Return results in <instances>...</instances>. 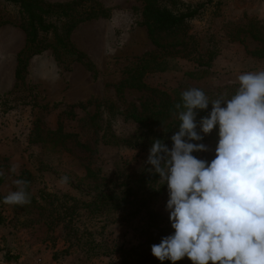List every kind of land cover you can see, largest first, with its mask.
<instances>
[{
    "label": "rangeland",
    "instance_id": "374dc122",
    "mask_svg": "<svg viewBox=\"0 0 264 264\" xmlns=\"http://www.w3.org/2000/svg\"><path fill=\"white\" fill-rule=\"evenodd\" d=\"M97 1L110 16L85 21L70 35L83 61H60L49 48L33 56L18 76L26 33L18 9L0 0V20L8 21L0 26V264H120L121 247L138 243L148 212L170 225L168 196L157 187L129 205L127 182L144 171L146 154L138 147L104 143L102 129L128 137L137 128L128 108L142 109L147 100L160 101L163 92L185 84L204 90L209 100L230 96L240 74L264 70V42L237 32L250 18L264 24V0H211L190 22L201 47L214 53L210 67L158 48L139 23L141 0ZM147 52L166 57L167 69L147 73V87L120 88L128 69ZM194 71L201 72L191 76ZM60 127L74 136L63 143L51 136L35 141L36 130L51 135ZM83 142L95 151L88 152ZM216 143L207 142L205 152L215 154ZM87 167L101 177L85 179ZM16 179L28 182L30 202L5 205L2 199L16 190Z\"/></svg>",
    "mask_w": 264,
    "mask_h": 264
},
{
    "label": "clouds",
    "instance_id": "9594fccd",
    "mask_svg": "<svg viewBox=\"0 0 264 264\" xmlns=\"http://www.w3.org/2000/svg\"><path fill=\"white\" fill-rule=\"evenodd\" d=\"M237 80L234 93L211 101L200 88L182 91L171 147L153 139L149 148L147 171L167 186L165 210L173 230L151 246L161 264L184 258L192 264H264V70ZM209 105L197 122V111ZM214 129V158H197L193 153L208 150L201 141ZM14 184L2 203H29L28 182Z\"/></svg>",
    "mask_w": 264,
    "mask_h": 264
},
{
    "label": "trees",
    "instance_id": "16d2710c",
    "mask_svg": "<svg viewBox=\"0 0 264 264\" xmlns=\"http://www.w3.org/2000/svg\"><path fill=\"white\" fill-rule=\"evenodd\" d=\"M13 4L19 13V25L26 33V44L18 56L17 75L20 76L26 71L30 59L53 48L56 57L60 61L68 62L83 61L84 54L74 48L70 42L71 32L81 23L110 16L109 11L105 9L97 0H68L64 2H50L46 0H4ZM142 20L139 22L147 28L148 35L152 42L160 49L172 57L187 58L195 62L198 66L210 67L213 64L214 53L209 49L201 47L199 37L190 31V22L201 14L202 8L211 0L199 2H188L184 0H141ZM8 21L0 20V26ZM241 26V27H240ZM244 31L257 41L264 42V24L257 18L247 19L240 23L238 33ZM169 61L154 52L145 53L138 64L128 69V77L122 82L120 88L124 85L136 88L147 87L145 75L149 72L165 70ZM201 71L190 73L191 76L197 75ZM191 88L188 84L181 85L170 92H163L165 97L160 101L147 100L142 109L137 106L127 109V117L137 124L136 130L128 137L118 135L109 128L105 130L103 138L106 144H126L128 146L138 147L142 153L149 154L153 139H162L171 147L170 137L177 130L179 121L176 119L175 104L180 102L182 91ZM211 101V100H210ZM82 107V105H80ZM211 110V105L205 111H197V122L199 119ZM98 114L92 117V123ZM199 131V129H197ZM49 131V130H48ZM47 131V132H48ZM42 130H36L35 141H46L51 136V140L60 143L74 136L71 132H65L63 127L52 132L51 135L41 133ZM50 133V132H48ZM217 130L204 136L201 143L206 144L209 141L217 142ZM81 146L88 152L93 153L95 149L91 143L83 142ZM197 158L210 161L215 154L207 152L193 153ZM150 165H145L144 171L139 174L137 171L130 175L127 184L129 188L124 197L131 196L129 205L135 204V198L139 193H152L155 188L167 191L166 185L157 182L158 175H153L147 169ZM23 174V173H22ZM25 174V172H24ZM29 174V172H28ZM101 176L91 167H87L85 179ZM50 196L49 193H47ZM119 200V195L103 196ZM123 205V203H121ZM1 214V212H0ZM161 216L156 212H148V224L140 228L141 239L137 244L130 247H121L120 264H161L151 254V246L160 242L163 236L170 234L173 230L170 225H161ZM163 264H171L170 261H164ZM176 264H192L190 260L184 258L177 261Z\"/></svg>",
    "mask_w": 264,
    "mask_h": 264
}]
</instances>
